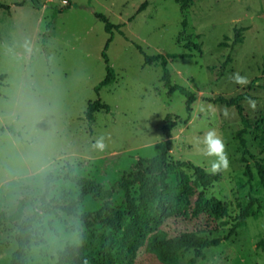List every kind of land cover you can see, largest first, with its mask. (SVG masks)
<instances>
[{"label": "rangeland", "instance_id": "rangeland-1", "mask_svg": "<svg viewBox=\"0 0 264 264\" xmlns=\"http://www.w3.org/2000/svg\"><path fill=\"white\" fill-rule=\"evenodd\" d=\"M145 1L146 8L137 12ZM178 1L0 0L10 6L0 10V264L11 263L18 226L39 205L48 175L53 178L46 198L49 206L38 212L36 221L54 222L57 243L49 247L35 221L26 264H55L58 252L68 244H80L82 236L86 246L95 247L106 231L92 223L93 213L105 201L124 209L126 193L118 184L140 174L159 154L166 118L175 122L169 155L190 165L149 176L150 189L161 191L172 215L147 236L133 263L168 264L185 232L222 237L252 196L261 209L235 236L200 252L181 249L175 264H264V252L256 246L264 238V190L254 168L255 161L264 163V0H191L185 10ZM94 13L120 26L113 29L105 51L115 80L98 94L94 87L105 76L102 52L109 34ZM238 28L244 29L242 42L233 44ZM26 41L30 52L25 51ZM188 43L190 49L185 48ZM192 45H199L200 51ZM137 46L149 56L191 54L167 61L171 82L196 96L189 114L184 97L164 88L160 61L145 65ZM227 56L230 61L224 65ZM237 74L246 83L237 82ZM253 79L258 80L248 90ZM244 92L253 97L240 102L250 125L243 136L249 155L236 138L242 124L235 108L213 101ZM97 99L110 112L97 111L88 121L86 108ZM209 128L222 135L230 167L213 175L214 182L202 189L194 185L191 165L205 170L200 162L208 158L199 149ZM100 137L105 143L102 151L95 147ZM241 157L250 166V180L243 174ZM13 162L18 175L10 174ZM38 168L44 178L37 184L33 177ZM68 172L110 191L106 200L86 196L76 205V213L85 215L88 225L56 208L74 202L79 194L66 179ZM129 193L137 201V186ZM199 193L211 203L193 216Z\"/></svg>", "mask_w": 264, "mask_h": 264}, {"label": "trees", "instance_id": "trees-1", "mask_svg": "<svg viewBox=\"0 0 264 264\" xmlns=\"http://www.w3.org/2000/svg\"><path fill=\"white\" fill-rule=\"evenodd\" d=\"M178 3L180 9L185 10L189 7L191 0H179ZM146 6L147 2L145 1L141 4L137 12H141ZM9 8L10 6L0 3V10H8ZM94 16L103 23L104 31L109 34V38L107 39L102 52L105 65V76L103 80L94 87V92L98 94L101 88L111 85L115 80L114 70L109 64L105 51L107 50L109 43L112 41L113 29L118 31L120 26L110 23L107 17L103 14L94 13ZM243 30V28L234 29L235 38L233 44L242 42L241 32ZM185 48L190 49L191 45L188 43L185 45ZM192 48L200 51L199 45H192ZM137 49L143 54L145 65H152L154 62L160 61L162 68L161 81L163 82L164 88L168 93L178 92L184 97L185 112L189 114L191 111V105L196 100V96L185 87L171 82L170 73L167 68V61L169 59L188 58L191 54L187 52L149 56L144 54L139 46H137ZM229 61L230 57L227 56L224 65ZM262 74H264V68ZM257 80L258 79L251 80L246 88L248 90L252 89ZM251 100H253V97L246 92L228 99L218 97L213 100L214 102L224 104L227 107L235 108L242 124V128L236 132V138L239 140L244 154L248 155L249 152L247 151L243 136L247 134L250 125L248 119L243 114L240 102ZM97 111L108 113L110 112V107L107 104L101 103L99 99L95 100L86 108V120L91 121L94 113ZM174 126V121L168 118L165 119L164 125L161 128L165 141L162 143L159 154L148 160V166L140 174L136 176L129 175L118 184V188L126 193L124 209L112 207L107 201H105L102 207L93 213L94 221H92V223H96L100 226L99 230L106 231V233L99 236L95 247L86 246L82 236V242L80 244H68L63 250L58 252L55 264H134L133 257L137 250L145 243L147 236L152 233L155 228L161 225L163 220L172 215L171 208L163 199H161V191L150 189V180L152 179H150L149 176L164 169H171L173 167L183 168L190 165L187 161H174L169 155L171 147V130ZM240 161L244 164V176L248 177L250 180L252 172L248 161L244 157H241ZM191 168L193 170L195 186L205 189L214 182V176L209 175L204 168L195 165H191ZM254 168L264 190V163L255 161ZM66 179L79 189V194L74 202L66 205H59L56 208L66 216L77 217L81 222H84L87 225L90 224L85 215L76 213V205L86 196H91L98 200H106L110 195V191L92 180L72 174L71 172L67 173ZM52 182V175H48L44 179V191L40 197V203L36 208L37 211H34L29 219L22 221L18 226L17 233L14 236L16 248L12 253L10 264H26V247L31 241L35 240V237L32 234V225L36 221L38 212L43 210V212H46L45 210L49 206L46 198L49 185ZM134 186H137L138 188L139 196L137 201H135L129 193L130 188ZM210 203V200L204 198V196L199 193L194 203L192 211L193 216L202 214L209 208ZM260 209V202L255 197L250 196L247 204L239 210V213L228 232L220 238L209 239L193 232L182 233L176 241L177 247H175L174 251L171 252V255L169 256L168 264L177 263L179 256L178 253L181 249H193L200 252L209 247H217L222 242L228 241L231 237L236 235L237 229L245 226L246 219L249 217H255ZM256 246L264 252V238L258 242ZM155 251L157 252L158 257L160 255L163 256L158 249H155ZM199 257H201V255Z\"/></svg>", "mask_w": 264, "mask_h": 264}, {"label": "clouds", "instance_id": "clouds-1", "mask_svg": "<svg viewBox=\"0 0 264 264\" xmlns=\"http://www.w3.org/2000/svg\"><path fill=\"white\" fill-rule=\"evenodd\" d=\"M25 51L30 52L31 48L28 42H25L24 45ZM235 79L239 83H246V78L239 76L238 74L235 76ZM202 144V148L199 151L202 155L208 158L205 161H201V165H206L205 170L209 175H217L218 173H223L228 170L230 167V160L228 154L226 152L225 141L221 134L214 128H209L204 134L200 141ZM95 147L99 150H103L105 148L104 138L100 137L97 139ZM43 169H37V175L33 177L34 183H40L43 180ZM10 174L18 175L19 169L15 166L13 162L10 167ZM37 211L36 209H33ZM36 228L39 232L45 233L48 237V246L54 248L57 243V232L55 228L54 222H49L45 219H38L36 221Z\"/></svg>", "mask_w": 264, "mask_h": 264}]
</instances>
